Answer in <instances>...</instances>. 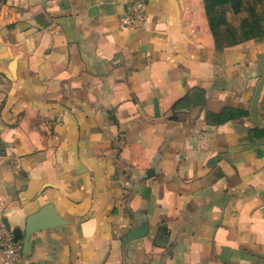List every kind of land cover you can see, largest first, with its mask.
<instances>
[{
	"label": "crops",
	"instance_id": "obj_1",
	"mask_svg": "<svg viewBox=\"0 0 264 264\" xmlns=\"http://www.w3.org/2000/svg\"><path fill=\"white\" fill-rule=\"evenodd\" d=\"M127 3L0 0L3 220L66 222L20 264H264V44L217 49L203 0Z\"/></svg>",
	"mask_w": 264,
	"mask_h": 264
},
{
	"label": "rangeland",
	"instance_id": "obj_2",
	"mask_svg": "<svg viewBox=\"0 0 264 264\" xmlns=\"http://www.w3.org/2000/svg\"><path fill=\"white\" fill-rule=\"evenodd\" d=\"M217 15L222 19L219 37L223 48L244 43L247 36H258L252 40L264 44V0H241L239 7L229 1Z\"/></svg>",
	"mask_w": 264,
	"mask_h": 264
},
{
	"label": "water",
	"instance_id": "obj_3",
	"mask_svg": "<svg viewBox=\"0 0 264 264\" xmlns=\"http://www.w3.org/2000/svg\"><path fill=\"white\" fill-rule=\"evenodd\" d=\"M262 70V79L257 85L252 104H251V117L253 122L256 125H261V122L257 115L258 104L264 90V53H261L257 56ZM3 223L7 228L9 225L6 220H3ZM66 222L58 215L55 209L52 206H46L41 209L35 215H32L28 221L24 234L18 228L13 230L14 239L16 242H22V253L23 255L27 254V250L30 248L29 240L37 232L58 228L64 226Z\"/></svg>",
	"mask_w": 264,
	"mask_h": 264
},
{
	"label": "built area",
	"instance_id": "obj_4",
	"mask_svg": "<svg viewBox=\"0 0 264 264\" xmlns=\"http://www.w3.org/2000/svg\"><path fill=\"white\" fill-rule=\"evenodd\" d=\"M146 0H128L125 24L128 26L145 25L142 16L145 13ZM5 204L0 200V264H20L22 246L14 239L13 231L3 223Z\"/></svg>",
	"mask_w": 264,
	"mask_h": 264
},
{
	"label": "trees",
	"instance_id": "obj_5",
	"mask_svg": "<svg viewBox=\"0 0 264 264\" xmlns=\"http://www.w3.org/2000/svg\"><path fill=\"white\" fill-rule=\"evenodd\" d=\"M203 1H204L205 14L207 17V21L209 24L211 34L215 40L216 47H217V49H223L221 41H220V37H219V27L222 24V19L220 17H218V15H217L218 9L222 6H224L225 4H227V2H229V1L235 2L237 4V6L239 7L241 0L240 1H237V0H203ZM257 37L247 36L245 41L256 39ZM241 43H236L235 45H238Z\"/></svg>",
	"mask_w": 264,
	"mask_h": 264
}]
</instances>
